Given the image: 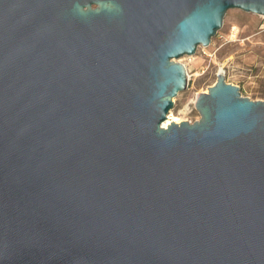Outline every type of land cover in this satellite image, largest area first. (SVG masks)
Segmentation results:
<instances>
[{
  "label": "water",
  "instance_id": "water-1",
  "mask_svg": "<svg viewBox=\"0 0 264 264\" xmlns=\"http://www.w3.org/2000/svg\"><path fill=\"white\" fill-rule=\"evenodd\" d=\"M264 0H0V264H264V100L177 60Z\"/></svg>",
  "mask_w": 264,
  "mask_h": 264
},
{
  "label": "rangeland",
  "instance_id": "rangeland-1",
  "mask_svg": "<svg viewBox=\"0 0 264 264\" xmlns=\"http://www.w3.org/2000/svg\"><path fill=\"white\" fill-rule=\"evenodd\" d=\"M177 61L186 68L188 84L173 98L168 116L179 121L200 119L196 99L214 84L220 71L241 96L264 100V16L228 9L208 46H198L194 54Z\"/></svg>",
  "mask_w": 264,
  "mask_h": 264
},
{
  "label": "bare ground",
  "instance_id": "bare-ground-1",
  "mask_svg": "<svg viewBox=\"0 0 264 264\" xmlns=\"http://www.w3.org/2000/svg\"><path fill=\"white\" fill-rule=\"evenodd\" d=\"M220 73H222V72L220 71ZM169 120H174V121L178 122L180 119L177 118V117H173L172 115H170V116H168V119L163 123V125L166 126V124L169 123Z\"/></svg>",
  "mask_w": 264,
  "mask_h": 264
}]
</instances>
